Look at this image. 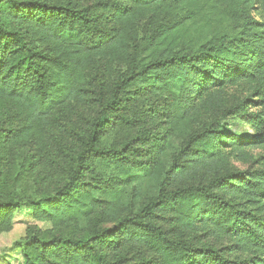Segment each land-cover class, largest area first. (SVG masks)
I'll return each mask as SVG.
<instances>
[{
	"label": "trees",
	"instance_id": "trees-1",
	"mask_svg": "<svg viewBox=\"0 0 264 264\" xmlns=\"http://www.w3.org/2000/svg\"><path fill=\"white\" fill-rule=\"evenodd\" d=\"M23 206L21 264H264V0H0V233Z\"/></svg>",
	"mask_w": 264,
	"mask_h": 264
},
{
	"label": "rangeland",
	"instance_id": "rangeland-1",
	"mask_svg": "<svg viewBox=\"0 0 264 264\" xmlns=\"http://www.w3.org/2000/svg\"><path fill=\"white\" fill-rule=\"evenodd\" d=\"M241 87H232L229 89V98L241 96ZM243 130H248L253 132L250 125L245 124L241 126ZM261 150H254L255 153H259ZM241 168H247V165L243 163L236 162ZM254 167H259V164L252 165ZM36 226L40 229L52 228L53 224L49 219L36 218L33 209L23 206L17 209L13 216L12 226L9 230L0 233V264H21L22 257L20 251L12 248L13 243L16 240L21 239L25 236L28 227Z\"/></svg>",
	"mask_w": 264,
	"mask_h": 264
}]
</instances>
